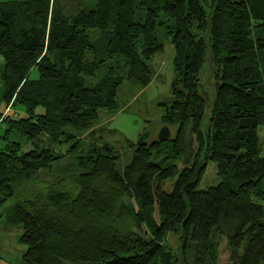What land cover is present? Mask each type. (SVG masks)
<instances>
[{"label": "trees", "instance_id": "obj_1", "mask_svg": "<svg viewBox=\"0 0 264 264\" xmlns=\"http://www.w3.org/2000/svg\"><path fill=\"white\" fill-rule=\"evenodd\" d=\"M93 1H0V106L21 112L0 107V207L27 188L6 214L22 228L23 264H217L221 239L231 264H264V0ZM160 33L178 75L161 122L175 134L128 140L133 155L120 172L113 146L78 150L75 132L117 109L124 80L150 84ZM207 52L215 94L205 126L198 87ZM71 139L76 171L43 182L41 170L63 153L42 142ZM209 160L219 182L199 189Z\"/></svg>", "mask_w": 264, "mask_h": 264}, {"label": "rangeland", "instance_id": "obj_2", "mask_svg": "<svg viewBox=\"0 0 264 264\" xmlns=\"http://www.w3.org/2000/svg\"><path fill=\"white\" fill-rule=\"evenodd\" d=\"M7 1V0H0ZM60 3L62 0H58ZM84 8L92 7L93 0H77ZM160 39L164 42V49L162 52L155 54L150 58L148 63L153 69V78L147 86L138 83L124 80L118 87L117 91V104L118 107L114 111L100 110L97 121L93 128L92 134H79L72 128H65L66 131L75 132L76 137H81L79 149H87L91 145L107 143L113 146L118 159L116 160V168L122 172L125 165L131 160L133 155V147L129 142H136L138 135L147 131L149 133L148 142L158 138L159 130L161 129V115L170 106L172 100L171 85L177 79L178 75L173 66L174 51L169 42V39L159 34ZM3 70L2 59L0 57V75ZM214 64L210 59V53L207 52L203 66L200 70L199 78L200 85L199 92L204 95L206 99L204 122L206 126V118L209 114L211 102L215 94V80H214ZM104 71L100 70L92 77L88 78L90 82L102 77ZM35 75V71L32 73ZM2 91L1 77H0V94ZM1 109L4 114H13L18 116L21 114L19 110H13L9 107H4L1 104ZM204 127V126H203ZM169 140L173 139L176 127L171 126ZM258 141L260 146V153L264 155V126L258 128ZM12 138V135H11ZM17 139L16 137H14ZM129 140V142H128ZM2 140H0V143ZM74 139L64 141L58 145H52L43 141L42 144L47 147L55 149L58 153H63V157L55 160L50 167L41 170L40 179L43 182H54L64 175H68L76 171V156L79 155L78 151H69L71 143ZM30 148V147H29ZM68 150V151H67ZM191 150L195 153L197 151V143L192 141ZM190 152V151H189ZM193 157L190 158V162ZM178 168L183 167L181 160L177 161ZM175 178L166 180L163 183V189L170 191L172 183ZM219 182V177L216 174V164L209 160L202 179L198 184L199 189H205L210 185H215ZM27 189L25 186H16L13 195L0 207V264H23L22 254L26 246L18 241L22 228L17 224H9L7 222L6 214L16 203L22 200V194ZM155 219L158 220V215L155 212ZM175 233L168 236L169 244L174 252L176 258L179 259V239L176 238ZM230 251L227 248L224 239L220 240L219 257L217 264H231L229 259ZM181 260L174 261L173 264H179Z\"/></svg>", "mask_w": 264, "mask_h": 264}, {"label": "water", "instance_id": "obj_3", "mask_svg": "<svg viewBox=\"0 0 264 264\" xmlns=\"http://www.w3.org/2000/svg\"><path fill=\"white\" fill-rule=\"evenodd\" d=\"M170 137V130L169 127L166 125H163L158 133V140H166Z\"/></svg>", "mask_w": 264, "mask_h": 264}, {"label": "crops", "instance_id": "obj_4", "mask_svg": "<svg viewBox=\"0 0 264 264\" xmlns=\"http://www.w3.org/2000/svg\"><path fill=\"white\" fill-rule=\"evenodd\" d=\"M94 129H95V128H92L91 130H89L88 132H85V133L88 134V135H89V134H92V133H94ZM85 133H84V134H85ZM84 134H83V135H84Z\"/></svg>", "mask_w": 264, "mask_h": 264}]
</instances>
